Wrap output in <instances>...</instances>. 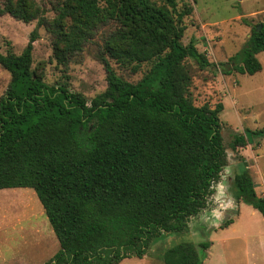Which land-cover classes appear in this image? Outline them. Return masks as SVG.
I'll return each mask as SVG.
<instances>
[{
	"label": "trees",
	"instance_id": "16d2710c",
	"mask_svg": "<svg viewBox=\"0 0 264 264\" xmlns=\"http://www.w3.org/2000/svg\"><path fill=\"white\" fill-rule=\"evenodd\" d=\"M54 18L36 0H5L0 15L26 24L37 22L24 51L0 52L11 75L0 100V190L33 189L60 245L46 264H120L143 258L166 234H184L189 221L207 208L228 163L220 114L224 105L197 106L190 95L192 77L185 62L201 71H262L264 23L256 26L231 63H211L195 43H183L184 0H55ZM114 27L105 53L137 71L131 83L106 59L107 89L91 103L67 83L47 84L33 70L39 29L54 38L56 60L71 57ZM264 138V129L251 131ZM235 135L232 149L250 144ZM230 191L264 217L247 170L233 177ZM229 221L225 228L232 224ZM210 243L203 244L209 249ZM165 264H203L191 242L176 244L162 256Z\"/></svg>",
	"mask_w": 264,
	"mask_h": 264
},
{
	"label": "rangeland",
	"instance_id": "374dc122",
	"mask_svg": "<svg viewBox=\"0 0 264 264\" xmlns=\"http://www.w3.org/2000/svg\"><path fill=\"white\" fill-rule=\"evenodd\" d=\"M36 0L54 18L52 2ZM5 0H0V8ZM192 9L185 19L187 30L183 43L193 41L211 63H231L248 43L256 26L264 23V0H184ZM37 22L26 24L8 14L0 15V52L21 54L26 48ZM114 27H102L93 41L77 52L67 65L60 64L54 55V38L45 28L39 29L35 43L34 72L47 84L67 83L76 93L83 94L89 103L108 87L103 59L109 62L124 80L139 82L150 65L137 71L105 53V38ZM262 71L255 75L220 71H201L192 59L185 64L192 83L190 95L194 104L224 105L220 114L228 163L215 185L207 208L189 221L184 234H166L153 243L147 252L163 256L168 248L193 243L203 264H264V217L251 205L234 199L229 184L235 175L247 170L258 195L264 196V138L251 131L264 129V52L257 56ZM11 81L10 73L0 65V100ZM246 147L232 149L235 135H245ZM0 195V264H46L60 250L59 242L33 189L19 188ZM6 191V190H5ZM0 192H3L0 191ZM229 221H233L229 226ZM210 243L209 249L203 248ZM151 256V254H150ZM153 257V256H152Z\"/></svg>",
	"mask_w": 264,
	"mask_h": 264
},
{
	"label": "crops",
	"instance_id": "0c3cea01",
	"mask_svg": "<svg viewBox=\"0 0 264 264\" xmlns=\"http://www.w3.org/2000/svg\"><path fill=\"white\" fill-rule=\"evenodd\" d=\"M0 191H2V190H0ZM12 191H16V190L15 189H3V192H0V195H1V197H4L5 193H8V192L10 193ZM150 254H151V256H150ZM120 264H165V262L163 261L161 256H159V257L154 256L149 251V252H147V254L143 258H137V257L126 258Z\"/></svg>",
	"mask_w": 264,
	"mask_h": 264
},
{
	"label": "water",
	"instance_id": "95a60500",
	"mask_svg": "<svg viewBox=\"0 0 264 264\" xmlns=\"http://www.w3.org/2000/svg\"><path fill=\"white\" fill-rule=\"evenodd\" d=\"M261 28H262V25H259L257 30L260 31ZM256 186H257V185L255 184V187H256Z\"/></svg>",
	"mask_w": 264,
	"mask_h": 264
}]
</instances>
